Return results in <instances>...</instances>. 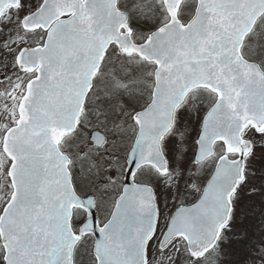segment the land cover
<instances>
[{
  "label": "snow or ice",
  "instance_id": "1",
  "mask_svg": "<svg viewBox=\"0 0 264 264\" xmlns=\"http://www.w3.org/2000/svg\"><path fill=\"white\" fill-rule=\"evenodd\" d=\"M0 264H264V0H0Z\"/></svg>",
  "mask_w": 264,
  "mask_h": 264
}]
</instances>
